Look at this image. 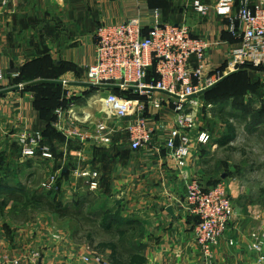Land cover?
I'll use <instances>...</instances> for the list:
<instances>
[{
	"label": "crops",
	"instance_id": "0c3cea01",
	"mask_svg": "<svg viewBox=\"0 0 264 264\" xmlns=\"http://www.w3.org/2000/svg\"><path fill=\"white\" fill-rule=\"evenodd\" d=\"M196 1L209 7L207 14L195 8ZM216 2L9 0L6 6L0 5V72L3 75L0 90L48 78L85 83L86 70L96 61L95 32L98 27L103 23H119L134 17L140 18L146 29L156 22L187 24L194 35L220 41V45L210 49L208 62L211 68H224L236 41L229 32V20L213 10ZM238 8L236 2L234 11ZM70 89L83 92V95L69 97L66 92ZM60 91V101L64 103L52 112L50 108L40 109L35 88H21L0 95V164L9 169L8 173L0 174V180L6 183L0 192V211L14 210L13 199L8 204L4 203L7 196L10 198L5 191L10 189L19 194L23 187L45 194L53 191V196L57 194L56 200L63 196V200L69 197L66 200L75 202L80 195L78 184L82 180L73 176L71 171L85 164L98 169L99 187L94 192L86 184L88 190L86 195H80L81 199L95 209L103 198L100 210L96 211L114 216L116 220H132V228L138 231L134 240L142 246L140 250L146 257L145 264H208L193 235L195 217L189 214L185 203L187 184L200 177L215 176L220 166L218 152L227 148L232 150V181H227L232 187L235 216L229 229L232 238L229 234L222 238L213 264H254L256 256L248 248L251 233L259 230L264 235V117L259 115V104L238 102L233 96L232 117L229 119H232V140L220 144L222 137L211 134L212 139L207 143L193 142L187 163L181 167L163 143L165 133L161 127L165 122L168 127L173 125L169 106L155 113L158 131L154 143L147 149L133 150L127 133L121 130L114 134V141L109 146L94 143L84 146L67 138L56 127V110L67 109L74 102L79 111L86 109L100 116L102 104L99 97L108 91L120 93L121 90L63 84ZM198 98L204 99V96ZM213 114L219 117V108H213ZM50 124L55 130H50ZM220 125L224 126L223 120ZM24 130L40 131L44 142L54 152V160L36 157L41 160V163H36V169L42 172L43 178L55 173L65 163L62 175L68 181L61 190H49L43 185L37 190L30 189L29 183L38 177V171L35 173V166L30 167L22 160L15 142L17 134ZM226 132L224 130V134ZM120 136L124 141L117 140ZM79 150H83L84 161L77 155ZM70 186L71 193L65 194ZM45 194L43 200L52 198ZM20 205L24 208L22 203ZM169 206L173 207L174 214L167 210ZM24 210L27 211L26 208ZM101 213L98 214L99 219ZM16 237L12 239L0 232V253L13 247L15 251L20 250L14 240H20L23 248L28 245L30 237L27 234ZM229 239H235L236 245L230 247Z\"/></svg>",
	"mask_w": 264,
	"mask_h": 264
},
{
	"label": "built area",
	"instance_id": "2783aa9c",
	"mask_svg": "<svg viewBox=\"0 0 264 264\" xmlns=\"http://www.w3.org/2000/svg\"><path fill=\"white\" fill-rule=\"evenodd\" d=\"M236 2L239 8L235 12ZM8 3L9 0H0L1 6ZM194 6L203 14L209 11V7L199 1ZM213 10L218 16L229 20V32L236 40L224 68H211L208 62L210 49L221 42L194 35L187 24L156 22L146 29L138 17L101 24L95 32L96 61L86 70V82L119 84L121 92L136 87L137 90L133 91L137 96L108 91L99 97L102 104L100 116L86 109L79 111L72 102L69 108L56 110V127L67 138L77 140L84 146L88 143L109 146L114 141V134L121 130L127 133L133 150L147 149L154 143L158 131L154 113L161 112L173 100L174 126L164 132L163 143L177 164L184 167L193 145L190 131L195 125L194 107L198 106L199 98H183L248 64L253 68L264 67V0H217ZM152 68L157 78H150ZM2 77L0 72V79ZM155 90H166L181 98L167 94L160 96ZM67 95L82 96L83 92L70 89ZM210 139L211 134L204 131L197 137L200 143H207ZM15 142L23 161L37 156L45 160L55 159L54 152L44 142L40 131H21ZM77 155L85 160L83 150H79ZM64 166L65 163L49 175L43 187L61 190L65 186L62 177ZM71 173L88 184L90 191L96 192L99 187L98 169L80 164ZM67 193L71 192L66 190ZM185 201L189 214L195 217V241L206 262L213 264L216 249L235 216L228 188L224 183L204 188L198 181L191 180L187 184ZM53 239L64 240L57 236ZM228 244L235 246L236 242L229 239ZM248 248L256 256L254 264H264V237H256ZM43 258L37 248L27 245L18 251L12 248L0 253V264H42ZM68 264L113 263L92 245H87L77 262L72 258Z\"/></svg>",
	"mask_w": 264,
	"mask_h": 264
},
{
	"label": "rangeland",
	"instance_id": "374dc122",
	"mask_svg": "<svg viewBox=\"0 0 264 264\" xmlns=\"http://www.w3.org/2000/svg\"><path fill=\"white\" fill-rule=\"evenodd\" d=\"M239 83L240 84H238L237 88L236 84L232 85V81H230L220 90L216 91L214 94L215 98H213V100H205V98L199 99L198 106L194 107L196 110L195 125L190 131V134L193 137V142L197 141L198 134L203 131L209 132L217 138L222 137L224 130H227V125L224 123V126H222L220 125V122H222L223 119H230V117H232L230 116V110H232L233 91H239L238 94L242 93V95H240L241 97H235L236 101L238 102H248V104L257 103L259 104V107L264 106V69L256 70V72L250 71V74L248 73L247 77L245 78L242 77V80H239ZM172 102L173 100H170L169 104L167 105L169 106L167 108H169L171 114H173L174 107ZM213 108H219L221 113L219 117L217 114H213ZM226 109L229 111H226ZM191 110L194 111L193 108H191ZM155 115L156 114L154 113V116ZM230 122H232V119ZM173 126L174 123L172 126L168 127L167 123L165 122L161 130L163 132H167ZM117 140L124 141V137L120 136ZM217 156L220 160V166L218 167L217 174L215 176H207L205 178L200 177V179L198 178L194 180L198 181L204 188L215 186L219 183H224L228 188V192L232 201V187L230 182L227 181V179L232 181V150L221 148ZM38 162L41 163V160L37 158H34L33 160L31 159L28 162L26 161L30 167L35 166L34 171H38L36 169ZM8 171L9 169H5L4 165L0 166V174L3 175L8 173ZM40 172L41 171L39 170L37 173L38 177L32 179L29 183L30 189L37 190V188L41 186L43 182H45L43 180L47 179L49 176H46L44 173L46 177L44 176L45 178H43L42 172ZM35 173L33 175H35ZM67 181V179H64L63 183L65 184ZM78 186L80 189V195H86V191L88 190L86 183L81 181ZM69 191H72L71 186ZM80 195L73 203L66 200L69 199V197L64 198L63 200L62 196V203H66L64 207L66 206L67 208L64 209L65 211L57 210L56 212H50L44 208L41 203L31 204L28 208H26L27 211L25 212V208L21 207V205L13 198H9L7 196L4 201H6L8 204L13 199L12 203L14 206L12 209L14 210L13 212L0 211V232L5 233L12 239L17 238L16 236H22L26 234L31 237V239L28 240V245L37 248V250L41 252L44 257L42 259V264H68V260L72 258L77 262L87 245H92L94 249L101 252L106 258H109L110 252L108 250L100 249L98 244L103 241H109L112 235L100 227L98 213L88 212L90 209V207H88L89 204L86 203L84 199H81L82 196ZM103 200L105 199L100 198L98 201L99 203L97 204L98 207L95 210H100V205H102ZM78 202L81 204L78 205ZM4 220H7V222ZM10 220L13 223H10ZM137 234L138 231H135V233H133V237L136 238ZM228 234L232 238V231L228 230L225 235ZM56 236L59 238L62 237L64 240L62 241L59 239L54 241L53 238ZM260 236L264 237L263 234L259 232V230L258 232H252L250 241ZM19 241L14 240L13 242H15L18 247L22 248ZM96 246H98L99 249Z\"/></svg>",
	"mask_w": 264,
	"mask_h": 264
},
{
	"label": "trees",
	"instance_id": "16d2710c",
	"mask_svg": "<svg viewBox=\"0 0 264 264\" xmlns=\"http://www.w3.org/2000/svg\"><path fill=\"white\" fill-rule=\"evenodd\" d=\"M235 40V39H234ZM236 41V40H235ZM223 68V67H222ZM264 68H254L251 65H247L241 69V71L230 75L227 77L224 81H222L220 84H218L216 87L208 91L206 94H204V98L208 100H213L214 94L216 91L220 90L222 87H224L227 83L232 81V85L236 84L238 88L239 80H242V77H247L248 73L250 74V71L260 70ZM151 75L157 78V74L153 69L150 71ZM20 78V77H19ZM55 80L53 78H48ZM26 88H35L38 90V106L42 111H45L47 109H51V112L58 107L60 104H63V101H60L61 99V85L59 84H38L34 86H29ZM239 91H233L232 97H239L242 95V93L238 94ZM120 94L127 95L130 97H136L137 94L134 93L133 90H127L122 91ZM241 97V96H240ZM261 117H264V106L261 107V111L259 114ZM54 116L52 117L51 121H53ZM224 123L227 125V132L222 136L220 139V144H226L229 141L232 140V123L230 120L223 119ZM52 123V122H51ZM50 130H55L51 124L49 126ZM1 166V164H0ZM5 184L2 180H0V192L5 188ZM212 187V186H211ZM209 188V187H208ZM5 192H8L10 195V198H13L16 202L19 204H23L24 208H28L31 204H39L41 203L44 208L49 210L50 212H56L57 210L65 211L67 207L62 203V199L59 197V200H55V196H53V191H48L47 194L45 193H38L36 191L29 190L28 187H23L19 191V194L17 191L14 190L10 191L7 190ZM47 192V191H46ZM55 193V192H54ZM49 195L52 198H49L50 200H43V195ZM59 195L61 193L59 192ZM45 197V196H44ZM57 199V198H56ZM4 203H6L4 201ZM4 203H1L2 205ZM81 204L78 202V205ZM90 207V206H89ZM63 209V210H62ZM89 209V208H88ZM97 209V208H95ZM95 209H89V213H101L96 211ZM95 211V212H94ZM100 216V215H99ZM132 220L125 219V218H114V216L111 217V215L107 213H101V217L99 220V225L102 227L106 232L111 233V238L109 241H103L98 244L99 248L102 250H108L110 252L109 259L113 264H145L146 263V257L141 253V247L139 244H137L134 240L133 233L134 228H132ZM133 231V232H132ZM98 246H96L98 248ZM98 248V249H99Z\"/></svg>",
	"mask_w": 264,
	"mask_h": 264
},
{
	"label": "water",
	"instance_id": "95a60500",
	"mask_svg": "<svg viewBox=\"0 0 264 264\" xmlns=\"http://www.w3.org/2000/svg\"><path fill=\"white\" fill-rule=\"evenodd\" d=\"M239 71H241V69L236 70L234 72H231V73L225 75L224 77H222L220 80H218L217 82H215L211 86H209V87H207V88H205V89H203V90H201V91H199V92H197L195 94L188 95V96L184 97L183 99L191 100V99H194V98L201 97L204 94H206L208 91H210L211 89L216 87L218 84H220L222 81H224L227 77H229L230 75L235 74V73H237ZM38 84H59V85L68 84V85L86 86V87H90V88H100V89H120L121 88V86L119 84H93V83H86V82L85 83H80V82H67V81H63V80L39 79V80H35V81L29 82V83H26V84L17 85V86H13V87H10V88H5L3 90H0V95L4 94V93L11 92V91L19 90L21 88H26V87H29V86L38 85ZM128 89L137 90L136 87H129ZM155 91L161 92L163 94H167V95H170V96H173V97L178 98V99L181 98L179 95L174 94V93L169 92V91H166V90H155ZM167 210L171 214H174L172 206H169L167 208Z\"/></svg>",
	"mask_w": 264,
	"mask_h": 264
}]
</instances>
